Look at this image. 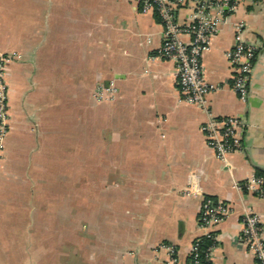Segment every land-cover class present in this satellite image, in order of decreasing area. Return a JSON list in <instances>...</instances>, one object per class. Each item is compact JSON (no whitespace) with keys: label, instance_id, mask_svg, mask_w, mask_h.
<instances>
[{"label":"crops","instance_id":"0c3cea01","mask_svg":"<svg viewBox=\"0 0 264 264\" xmlns=\"http://www.w3.org/2000/svg\"><path fill=\"white\" fill-rule=\"evenodd\" d=\"M191 13L186 5L177 17ZM158 16L140 0H0V52L12 55L0 252L38 253L44 236L42 251L62 253L47 264H194L191 246L204 229L199 194L184 193L192 185L234 209L214 227L211 264H256L241 239L242 214L257 212L264 230V197L236 183L264 175V0L240 2L203 54L207 110L182 98L175 63L159 55ZM240 20L257 46L245 102L227 55ZM210 114L245 120L244 147L227 163L202 130ZM78 205V230L59 239L49 227L56 209L66 220ZM91 208L93 250L81 226Z\"/></svg>","mask_w":264,"mask_h":264},{"label":"built area","instance_id":"2783aa9c","mask_svg":"<svg viewBox=\"0 0 264 264\" xmlns=\"http://www.w3.org/2000/svg\"><path fill=\"white\" fill-rule=\"evenodd\" d=\"M143 11L154 10L164 26V41L159 55L172 60L176 65L177 84L182 98L202 110L208 108V93L212 85L207 81L202 63L203 54L210 48L213 36L220 25L235 11L243 0H140ZM192 6V13L184 21L177 17L179 8ZM245 22L235 21L234 43L228 51V58L234 68L233 88L242 101L247 100L248 80L256 58L257 46L248 42L244 35ZM188 36L189 39H185ZM12 55L0 52V160L3 156L6 138L10 127L9 86L6 79V66ZM99 98L102 94L98 93ZM245 120L241 115L214 116L202 124L208 144L217 156L227 163L232 151L244 147ZM251 193L264 197V175L253 173L241 183H236ZM185 194H199L198 219L204 229L191 246L194 264H211V251L217 241L214 227L234 213L226 203L199 193L192 185L184 188ZM208 238L205 256L200 258L201 240ZM242 242L254 254L256 264H264V230L260 215L254 210L242 214ZM161 246H165L161 245ZM171 248L170 246H167ZM174 251L173 248H171Z\"/></svg>","mask_w":264,"mask_h":264},{"label":"rangeland","instance_id":"374dc122","mask_svg":"<svg viewBox=\"0 0 264 264\" xmlns=\"http://www.w3.org/2000/svg\"><path fill=\"white\" fill-rule=\"evenodd\" d=\"M55 192H57V190H55ZM58 192H61L60 190ZM78 190L76 189V191L73 193V196L77 195ZM56 195H58L56 193ZM58 199V198H56ZM56 202H58V200H56ZM62 212L61 209H56V220L54 221V223H52V225L50 224L49 227H51L52 229L55 230V234L58 233V238L65 232V231H70L73 232L75 229L78 230V214H79V205L77 206V210L72 209L71 210V214L69 216V218H67L66 220H62V215H59ZM93 210L91 208L88 209V220L86 221V225L84 226V221H81V226L87 231V246L89 247V249H94V245H89V243L94 241V237L92 236L93 231L97 228L96 227V222L93 218V214H92ZM58 213V214H57ZM60 218V219H59ZM39 227L42 229H47L46 226V221H42L40 220L39 222ZM74 229V230H73ZM83 230V229H82ZM92 231V232H91ZM78 238V237H77ZM57 237H55V242H56ZM59 239H62V237H60ZM39 240V252L38 253H30L29 251H16V252H11V253H3L0 252V261H4L6 263H10V264H32V262H35L36 264H47L48 261H50L52 258L53 259H60L62 260V253L59 254L57 253V251H55V253L53 251H42V249H45V245H47L48 239L44 236H39L38 238ZM91 241V242H90ZM29 247V246H28ZM27 247V249H28ZM60 252V249H59ZM78 252V251H76ZM76 252L71 253L70 254V260L71 262L76 261L78 262L79 259H81L82 256H79V254H77Z\"/></svg>","mask_w":264,"mask_h":264},{"label":"trees","instance_id":"16d2710c","mask_svg":"<svg viewBox=\"0 0 264 264\" xmlns=\"http://www.w3.org/2000/svg\"><path fill=\"white\" fill-rule=\"evenodd\" d=\"M200 242H201L200 258L203 259V257L205 256V252L207 250V246L210 244V240L208 238H202V240Z\"/></svg>","mask_w":264,"mask_h":264}]
</instances>
